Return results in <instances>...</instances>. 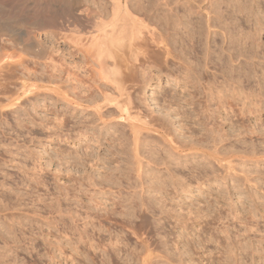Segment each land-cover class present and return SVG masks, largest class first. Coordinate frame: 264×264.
Returning <instances> with one entry per match:
<instances>
[{"label": "rangeland", "instance_id": "obj_1", "mask_svg": "<svg viewBox=\"0 0 264 264\" xmlns=\"http://www.w3.org/2000/svg\"><path fill=\"white\" fill-rule=\"evenodd\" d=\"M198 1L202 21H217L213 58L222 45L229 57L220 24L233 21L245 47L241 35L256 33L257 16L264 22V0L263 10L253 0ZM54 10V0H0V53L10 54L0 62V264H125L129 247L140 252L146 243L147 264H264V104L211 95L210 83H225L212 63L187 77L178 56L146 62L137 70L146 83L136 77L131 91L167 136L140 129L137 152L138 128L114 107L100 113L88 101L98 67L55 33L88 18L62 11L60 26ZM20 32L38 45L13 47ZM249 59L232 60L236 79ZM80 234L126 239L110 260Z\"/></svg>", "mask_w": 264, "mask_h": 264}, {"label": "bare ground", "instance_id": "obj_2", "mask_svg": "<svg viewBox=\"0 0 264 264\" xmlns=\"http://www.w3.org/2000/svg\"><path fill=\"white\" fill-rule=\"evenodd\" d=\"M164 1L166 5L162 4L160 0H54L55 6L57 7V10L54 11H56V15L58 14L56 16L57 21L55 22H57L60 26L63 24L59 21V15L62 11H77L79 14L82 13L85 15L84 17L88 18L85 20L86 22H83L82 20L81 23V19H79L78 17V20H80L78 21L79 24H77L78 22L76 21V19L75 21L77 23L76 25H74V27L72 26L73 28L70 27L69 29V27H67L68 30L66 29L67 31L64 30V32L62 30H55L58 31L55 33L57 34V37L61 35L58 39H69L71 42H73V46L75 48L74 50H78L84 53V60L86 59V62H88V64H94L96 65V67H98L97 70L94 69L95 71H97V77L94 78V76L93 80H91L94 86L92 84L91 85L95 88V90L89 89V93L92 95L90 98L89 96H87V98H89V100H87L90 101L91 104H94L95 108L100 113L104 112V110H106L105 108L109 106L114 107L122 117L131 122L132 129L138 128L132 131L135 141V151L137 152L139 149L138 138L139 133H141L140 129H152L157 132H163L164 137L167 136V134L165 133L166 130L164 123L159 120L156 121L152 117H149L147 114H145L142 109H140L136 104V99L133 95L134 93L131 91V87H134L135 85L136 77L139 80L138 82L145 81L144 84L146 83V78H148V75L147 77L141 78V76H139L140 74L137 73L138 68L140 70L142 65H144V63L146 62L147 64L157 63L158 61L168 62L171 56H178V58L187 63V72L186 74L184 73L187 77H191L193 75L191 73H194L195 77L196 75L199 76V71H201V74L203 70V67L201 68L202 65H204L205 71L208 72V68L211 67L209 63H212L213 67L223 74L222 76L224 77L225 83H223L224 85H221L222 87L218 85L216 86V88L215 85L212 84L214 83V81L210 83L211 85H209V93L211 95H216V97H218L219 99L227 98L233 100H235L238 96L240 97L239 99L242 100L243 107L248 106L246 104H249V106L254 105L262 107L264 104V46H262L261 44L263 43L262 41L260 42L259 39H255L257 38V35L260 36L259 34H256L258 33L257 31H260L259 26L262 27L264 25L262 24L264 22H262L261 16H257L256 20L258 21V25L255 26V28H258H254V31H256V33L254 31V33L252 32L254 35H256L253 39V34L251 33L248 34L245 39L241 35V38L245 40V47H243V44L239 43V41L236 40L237 38L234 39V28L232 27L233 21H225L224 26L218 22L220 24V28L224 30V33L222 35L224 40L223 42L227 41V45L228 43L230 44L226 48V51L229 50V57L228 59L224 57V46L222 45L221 51L219 50L216 58H213L211 56L213 55V50H211V47L215 43L217 44V40L215 41V39L217 37L216 33L218 32L214 31V34H216L214 37L212 33V27L214 26L213 23L216 20L212 21V23L211 20L213 17L209 14L206 21L207 23L203 22L205 18L203 19V17H201L200 2L203 0H186L187 3L185 1L181 3L180 0H177V2L173 0L174 2H176L175 6H169L168 0ZM170 1L172 2V0ZM197 1L200 3L195 5L194 2ZM253 1L254 3L258 1V3H256L258 7H262V0ZM221 5L223 6V4ZM195 6H197L198 8H195ZM249 18L246 17V19ZM185 20L186 24L184 25ZM219 21L221 22V19ZM151 22L156 26H152ZM216 24L217 23H215V25ZM263 27L261 29H263ZM245 31L249 32V30ZM22 33L23 32H20L18 39L13 41V47L30 49L38 45L39 41H37L34 37L23 40ZM243 35L245 36V34ZM212 36L213 40H211ZM246 38L247 40H253V42H251L252 44H249L250 46L248 45L249 40L246 41ZM235 41L238 42L237 45L235 44L237 43ZM176 43L178 44L176 45ZM216 44L213 47H216ZM239 44H241L239 46L240 48L238 47ZM204 49H206L205 52L203 51L204 55H206L205 64H201L200 60L198 61L197 58H200L199 55H201L200 53ZM237 49L238 52H235V50ZM6 53L3 51L0 53L1 63L6 61V57L10 55ZM235 53L238 54L235 55ZM236 56L238 57V59L240 57H244L246 63L249 62H247V59L249 58L256 60H253V63L251 62L252 66H247L248 64H246L244 61L242 62L241 60V65H238L239 70L237 69L238 71H240V73L237 75V79L236 77H234L235 74H233L234 71L236 72V67H234V62H232L234 58H237ZM194 59H196L197 61ZM21 63L22 64L20 65L24 66L23 62ZM0 66L2 67V65ZM90 71L95 72L92 70ZM88 74L89 72L87 73V75ZM137 74L139 77L137 76ZM195 80L199 82L197 78ZM215 83L217 84L216 80ZM253 83H255V85ZM170 140L172 141V138H170ZM154 177L153 180L156 179ZM157 180L159 181V178ZM80 235V241L83 240L84 242L89 243V246L93 248L94 251H96L97 249H101L105 254H107V257L110 258V260L115 259H113L114 253L115 257L116 255H119V253L117 252L121 249L120 244L123 243V239H126L119 235H111L109 241L105 242L104 238L97 237L98 240H96V238L92 235ZM77 248L79 247L77 246ZM137 248L138 247H129V251H127L128 253L126 252L127 258L125 259V264H137V262L135 261L136 258H138L139 261L141 260L142 264H147V259L152 254L153 248H151V245L149 243H146L143 246V249L140 250V252L137 251ZM110 260H108V262Z\"/></svg>", "mask_w": 264, "mask_h": 264}]
</instances>
